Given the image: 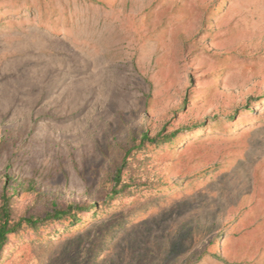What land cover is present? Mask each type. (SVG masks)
Wrapping results in <instances>:
<instances>
[{"label": "rangeland", "instance_id": "1", "mask_svg": "<svg viewBox=\"0 0 264 264\" xmlns=\"http://www.w3.org/2000/svg\"><path fill=\"white\" fill-rule=\"evenodd\" d=\"M3 191L107 205L0 264H264V0H0Z\"/></svg>", "mask_w": 264, "mask_h": 264}, {"label": "trees", "instance_id": "2", "mask_svg": "<svg viewBox=\"0 0 264 264\" xmlns=\"http://www.w3.org/2000/svg\"><path fill=\"white\" fill-rule=\"evenodd\" d=\"M146 142L154 146L159 144V142L171 144L169 139L157 140L154 138L148 140V136L144 135L142 144ZM139 148H142V146L140 145ZM114 178V188L111 191V197H117V193L124 188L122 184L118 191L117 184H121V177L115 175ZM8 186L13 189L19 188L18 184L15 185L12 182ZM14 196L15 194H6L4 191L0 195V261L4 259L6 250L10 247L11 238L19 239L27 234L38 235L43 232L46 235H51L56 232L58 233L60 231L58 227L62 229L65 225H67L68 229L70 227L74 229L76 226L81 225L80 223L84 222L80 220L81 218H85L86 216L89 217L88 219L96 218L100 209L107 205V201L102 205L95 203L69 204L66 207H55L43 217L34 215L17 217L14 208ZM82 214L84 215L81 217Z\"/></svg>", "mask_w": 264, "mask_h": 264}, {"label": "crops", "instance_id": "3", "mask_svg": "<svg viewBox=\"0 0 264 264\" xmlns=\"http://www.w3.org/2000/svg\"><path fill=\"white\" fill-rule=\"evenodd\" d=\"M242 219H244V217L242 218ZM242 222H243V224H242V226L244 227V226H247L248 228H250V225H251V222H250V219H245V221H243L242 220ZM245 228V227H244ZM245 229H247V228H245ZM245 229L243 230V232L245 231ZM243 232H242V234H243ZM248 233V232H247ZM242 234L241 235H239V234H236L237 236H238V240H236L237 241V243H239V244H237V245H241V242L240 241H243V236H242ZM248 235V234H247ZM233 236H235V234L233 235ZM259 236V238L260 239H262V236L261 235H258ZM223 241V240H222ZM255 244H259V241L258 242H256ZM254 244V245H255ZM237 245H236V247L235 248H237ZM243 246V245H242ZM244 248H248V244H246L245 246H243ZM234 250H236V249H234Z\"/></svg>", "mask_w": 264, "mask_h": 264}]
</instances>
